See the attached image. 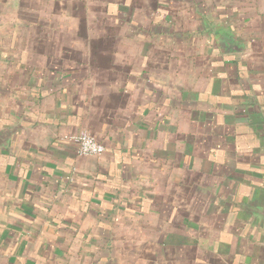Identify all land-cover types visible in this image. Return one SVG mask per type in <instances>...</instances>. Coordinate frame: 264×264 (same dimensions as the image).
Wrapping results in <instances>:
<instances>
[{
	"label": "crops",
	"instance_id": "obj_1",
	"mask_svg": "<svg viewBox=\"0 0 264 264\" xmlns=\"http://www.w3.org/2000/svg\"><path fill=\"white\" fill-rule=\"evenodd\" d=\"M263 209L264 0H0V264H264Z\"/></svg>",
	"mask_w": 264,
	"mask_h": 264
},
{
	"label": "built area",
	"instance_id": "obj_2",
	"mask_svg": "<svg viewBox=\"0 0 264 264\" xmlns=\"http://www.w3.org/2000/svg\"><path fill=\"white\" fill-rule=\"evenodd\" d=\"M71 139L76 144L78 156H99L104 152V146L89 133L80 132Z\"/></svg>",
	"mask_w": 264,
	"mask_h": 264
},
{
	"label": "water",
	"instance_id": "obj_3",
	"mask_svg": "<svg viewBox=\"0 0 264 264\" xmlns=\"http://www.w3.org/2000/svg\"><path fill=\"white\" fill-rule=\"evenodd\" d=\"M259 215L264 220V209L259 213Z\"/></svg>",
	"mask_w": 264,
	"mask_h": 264
}]
</instances>
